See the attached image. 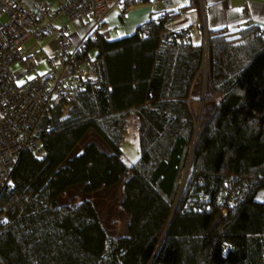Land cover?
<instances>
[{
  "label": "trees",
  "instance_id": "obj_1",
  "mask_svg": "<svg viewBox=\"0 0 264 264\" xmlns=\"http://www.w3.org/2000/svg\"><path fill=\"white\" fill-rule=\"evenodd\" d=\"M180 14L118 39L90 32L70 53L95 76L37 123L43 151L16 160L0 196V264H264V27L209 29L206 48L174 30ZM205 56L216 100L198 125Z\"/></svg>",
  "mask_w": 264,
  "mask_h": 264
},
{
  "label": "built area",
  "instance_id": "obj_2",
  "mask_svg": "<svg viewBox=\"0 0 264 264\" xmlns=\"http://www.w3.org/2000/svg\"><path fill=\"white\" fill-rule=\"evenodd\" d=\"M199 2L203 18L189 27L186 40L199 39L207 48L209 28L204 1ZM126 3L127 0H58L55 4L36 1L27 5L24 0H0V196L12 179L20 154L27 149L43 151L36 136L37 123L57 97H73L85 78L95 76L91 66L71 63L70 53L87 40L90 32L100 30L115 7L126 9ZM62 15L71 20H91L89 33L80 43L70 38L67 26L53 23ZM50 34L58 40L57 49L49 55L53 64L44 75L28 78L37 61L36 53L23 52L24 43ZM17 61L19 64L13 67ZM23 77L26 81L19 85L17 81ZM3 221L0 214V224Z\"/></svg>",
  "mask_w": 264,
  "mask_h": 264
},
{
  "label": "crops",
  "instance_id": "obj_3",
  "mask_svg": "<svg viewBox=\"0 0 264 264\" xmlns=\"http://www.w3.org/2000/svg\"><path fill=\"white\" fill-rule=\"evenodd\" d=\"M27 5L36 1H48L55 4L58 0H24ZM128 0L126 9L117 6L112 10L102 23L99 31L118 38L136 32V30L158 12L165 10H180L181 14L174 19L172 27L175 29L187 28L203 18L201 5L198 9L189 8L191 0H146L130 4ZM199 1V0H198ZM206 12L207 27L211 29L226 28L235 31L249 24L264 27V0H203ZM132 2V1H131ZM56 26H67L68 33L76 43H80L89 33L90 19L71 20L62 15L54 19ZM117 38V39H118ZM35 40L47 56L58 47V40L54 35H46L41 40ZM25 48V47H24ZM36 53V52H35Z\"/></svg>",
  "mask_w": 264,
  "mask_h": 264
},
{
  "label": "rangeland",
  "instance_id": "obj_4",
  "mask_svg": "<svg viewBox=\"0 0 264 264\" xmlns=\"http://www.w3.org/2000/svg\"><path fill=\"white\" fill-rule=\"evenodd\" d=\"M66 16V15H65ZM68 19L69 17L66 16ZM109 36V39H117L118 36ZM24 47H25V50L23 51L26 55L27 54H32V53H35V59L37 61V66L36 68L29 73V77L28 78H32L34 77L35 75H37L38 73H45L47 72L50 67H51V63H49V60L47 58V55L45 54L44 51H42V49L40 48V46L35 43V40H27L25 41L24 43ZM206 57V60H205V65H204V68L203 69V79L201 80L202 81V85H201V91L199 92L200 94L197 95L193 100H191V106L192 108L194 109L195 113H196V117H197V124H201V117L202 114L204 112H206L207 108L209 107V104L211 103V100H216L215 97L212 98V99H207L205 97V92H206V77H207V68H208V57ZM19 63L18 61L15 62L13 65L14 66H17ZM26 81V77H23V78H20L17 83L20 85V84H23L24 82ZM139 135H138V132H137V129L134 128V127H131L129 128L128 130V133L126 135V139L124 141V143H122V147H123V152H124V158L126 160V162L128 164L134 162L137 158H138V155H139ZM120 191L116 192V199L113 201L112 197H113V194L112 195H108L107 197L104 198V200L106 201L105 202V205L110 208L111 205L113 204H118V202L116 200H119V193ZM257 199H260V200H264V190L260 192V194L258 195V198ZM111 200V201H110ZM116 201V202H115ZM115 204V205H116ZM114 206V205H113ZM117 211V216L116 219H117V227L116 228H113L116 230V233H119V232H123V228H125V224H126V217L123 216V214L120 212V209L117 208L116 209Z\"/></svg>",
  "mask_w": 264,
  "mask_h": 264
},
{
  "label": "bare ground",
  "instance_id": "obj_5",
  "mask_svg": "<svg viewBox=\"0 0 264 264\" xmlns=\"http://www.w3.org/2000/svg\"><path fill=\"white\" fill-rule=\"evenodd\" d=\"M196 40H198V39H196Z\"/></svg>",
  "mask_w": 264,
  "mask_h": 264
}]
</instances>
